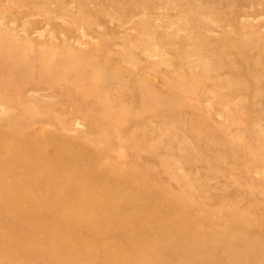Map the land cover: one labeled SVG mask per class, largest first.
I'll return each instance as SVG.
<instances>
[{
	"label": "rangeland",
	"instance_id": "374dc122",
	"mask_svg": "<svg viewBox=\"0 0 264 264\" xmlns=\"http://www.w3.org/2000/svg\"><path fill=\"white\" fill-rule=\"evenodd\" d=\"M0 264H264V0H0Z\"/></svg>",
	"mask_w": 264,
	"mask_h": 264
},
{
	"label": "bare ground",
	"instance_id": "6f19581e",
	"mask_svg": "<svg viewBox=\"0 0 264 264\" xmlns=\"http://www.w3.org/2000/svg\"><path fill=\"white\" fill-rule=\"evenodd\" d=\"M74 172V171H73ZM76 172V171H75ZM50 178V177H49ZM71 188V187H70ZM68 189H69V187H68ZM90 192V191H89Z\"/></svg>",
	"mask_w": 264,
	"mask_h": 264
}]
</instances>
